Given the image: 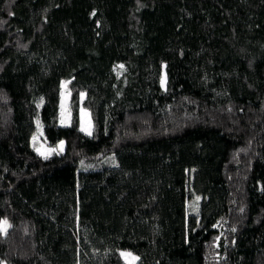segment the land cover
I'll return each mask as SVG.
<instances>
[{
	"label": "trees",
	"instance_id": "16d2710c",
	"mask_svg": "<svg viewBox=\"0 0 264 264\" xmlns=\"http://www.w3.org/2000/svg\"><path fill=\"white\" fill-rule=\"evenodd\" d=\"M3 219L0 264H264V0H0Z\"/></svg>",
	"mask_w": 264,
	"mask_h": 264
},
{
	"label": "rangeland",
	"instance_id": "374dc122",
	"mask_svg": "<svg viewBox=\"0 0 264 264\" xmlns=\"http://www.w3.org/2000/svg\"><path fill=\"white\" fill-rule=\"evenodd\" d=\"M162 78L164 79L163 75H162ZM83 97H84V94H83ZM83 97L80 96L81 99H83ZM68 101H69V93H68V91L64 85L63 87H61V92H60V112H61L60 119H61V124L63 126H67L70 124V115L68 113V107H69ZM79 124H80V130H81V127L83 126L84 128L90 130L92 133V124L90 121L89 113L86 109H84L82 107L79 108ZM83 132L86 133L85 131H83ZM34 136L36 137L35 140L33 139ZM31 143L34 145L35 151L37 153H38L37 149H39L40 152L47 153L48 149H53V148L57 147V146L56 147H50L45 143L43 135L41 134V128L40 127H39V129L37 128L36 132L32 136ZM53 153H55V152H53ZM53 153L47 154V157L51 156ZM39 155H41V154H39ZM41 156H43V155H41ZM124 253H126V252H124ZM132 257H135V256H133V255H131L130 257L129 256H122L123 260L127 264H135L137 259L133 260Z\"/></svg>",
	"mask_w": 264,
	"mask_h": 264
},
{
	"label": "snow or ice",
	"instance_id": "6c2138e0",
	"mask_svg": "<svg viewBox=\"0 0 264 264\" xmlns=\"http://www.w3.org/2000/svg\"><path fill=\"white\" fill-rule=\"evenodd\" d=\"M120 69H123V65H119L118 66ZM115 70V69H114ZM161 85L163 86L164 85V79L162 78L161 79ZM64 85L62 84V87ZM81 97H83V94H81ZM39 106V105H38ZM38 124V129H39V122H37ZM81 131H85L88 135H91V131L84 128L83 126L81 127ZM33 139L35 140L36 137L34 136ZM63 145H64V142L61 141L59 143V145H57L56 148H53V149H48L47 150V153H44V152H40L39 149H37L38 153L43 155L45 158H47V154H50V153H57L59 154V152H62L63 151ZM197 200H199V197L196 198ZM11 227V225L9 224V222L7 221V219H3V220H0V235H6L7 234V231L8 229ZM234 230V229H233ZM122 256H131V253H121ZM133 260H136L138 259V257H132Z\"/></svg>",
	"mask_w": 264,
	"mask_h": 264
}]
</instances>
